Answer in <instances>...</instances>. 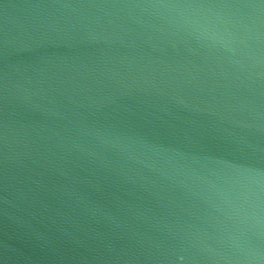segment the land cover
<instances>
[{
    "label": "water",
    "instance_id": "obj_1",
    "mask_svg": "<svg viewBox=\"0 0 264 264\" xmlns=\"http://www.w3.org/2000/svg\"><path fill=\"white\" fill-rule=\"evenodd\" d=\"M0 264H264V0H0Z\"/></svg>",
    "mask_w": 264,
    "mask_h": 264
},
{
    "label": "clouds",
    "instance_id": "obj_2",
    "mask_svg": "<svg viewBox=\"0 0 264 264\" xmlns=\"http://www.w3.org/2000/svg\"><path fill=\"white\" fill-rule=\"evenodd\" d=\"M215 38V37H213ZM262 182L256 177H244L238 182V187L229 193L239 206H255L260 198Z\"/></svg>",
    "mask_w": 264,
    "mask_h": 264
}]
</instances>
